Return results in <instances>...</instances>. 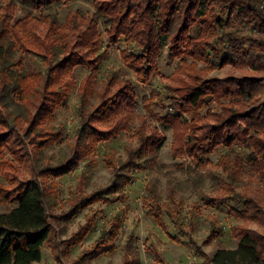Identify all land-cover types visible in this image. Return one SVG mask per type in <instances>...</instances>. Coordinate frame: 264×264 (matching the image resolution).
Instances as JSON below:
<instances>
[{"label": "trees", "instance_id": "1", "mask_svg": "<svg viewBox=\"0 0 264 264\" xmlns=\"http://www.w3.org/2000/svg\"><path fill=\"white\" fill-rule=\"evenodd\" d=\"M71 1L10 0L6 8L11 12L1 16L0 127L12 133H0V172L10 169L13 175H17L21 169H26L29 178L10 192L9 201L5 191H0V202L15 205L7 212H0V264H37L42 260V250L46 245L60 258L59 243L54 245L53 242L58 234H66L65 226L70 218L69 214L53 217L48 214L50 208L56 207L57 180L77 169L81 162L88 171H92L91 156L98 145L113 141L121 133L131 132L138 104L135 86L129 82H118L115 85L119 88L110 94L113 78V83H108L99 92L100 101L94 111L88 116L81 113L82 123L74 145H65L55 156L45 157L43 153L44 149L62 138L61 130L49 128L48 123L69 97L75 85L76 68L82 67L89 72L78 88L81 110L87 97L93 93L97 74L108 51L105 49L101 53L104 38L99 31L100 25L110 44L125 43L120 57L136 81L143 85L150 84L158 73V59L165 43H168L169 59L182 60L179 71H184L189 65L186 60H191L193 68L196 62H201L217 68L229 65L251 72L248 76L225 79L201 80L194 76L189 83L182 81L178 97H161L159 91H152L150 97L142 99L146 112L150 114L158 100L169 104L164 107V114L155 118L171 129L172 156L192 159L194 165L184 167L181 164L174 170H166L159 163L166 136L156 127L148 125L146 117L140 116V125L132 133V138L137 139L136 146L125 149V159L115 160L107 154V164L114 170L107 184L89 195L81 192L79 201L72 203L71 211L97 202L124 201L125 188L138 171L156 173L165 178L169 202L174 208L161 206L162 182L154 176L148 179L142 192L149 215L161 228H164L162 215H166L190 247L195 249L194 240L179 219L175 197L192 194L204 187L202 170L209 162L203 163V159L219 147L229 150L217 163L222 173L212 174L213 186L220 187L221 193L228 198L241 197L236 192L243 185L240 174L245 170L241 149L249 152L245 155L248 175L264 179V0H220L225 4V21L216 18L213 13L208 14L213 0H92L91 14L76 10L68 13L60 23L58 10ZM16 2L24 17L9 25ZM242 30L249 34L243 35ZM23 49L47 57V75L40 105L27 130L21 133L18 126L20 121L27 120L28 109L23 108L20 102L31 89L28 82L36 80L32 75L27 76L15 60L18 51ZM211 102L216 103L218 111L209 108ZM203 109L206 113L201 116ZM198 122L201 124L197 125ZM97 125L104 129H99ZM239 125L243 126L241 131ZM15 145L19 151L12 147ZM177 172H182L185 179H176L174 175ZM6 180L4 176L0 183ZM83 183L82 176L80 191ZM241 201L242 209L235 212L237 218L254 221L264 214L256 198L247 197ZM51 222H56L59 231ZM94 224L95 217L89 218L73 236L74 241L69 247L79 244L93 230ZM122 225L121 217L114 216L109 228L102 231L76 264H84L113 251ZM261 244L257 235L244 231L239 235L235 249H220L206 260L208 264H264ZM132 246L133 238L130 237L125 250L129 251ZM130 253L138 264V255ZM144 257L158 264L165 263L154 246L146 250ZM134 262L126 258L121 264Z\"/></svg>", "mask_w": 264, "mask_h": 264}, {"label": "rangeland", "instance_id": "2", "mask_svg": "<svg viewBox=\"0 0 264 264\" xmlns=\"http://www.w3.org/2000/svg\"><path fill=\"white\" fill-rule=\"evenodd\" d=\"M8 3L10 4V0H0V20L1 16L11 12L9 8H6ZM76 10L91 14L93 12L92 0H72L66 3L58 10L60 23H63L68 13ZM209 13H213L216 18L225 21V4L221 3L220 0H213L209 4ZM11 14L12 19L9 25L24 17V12L17 2ZM34 16L39 17L38 14H34ZM99 31L104 38L101 53L105 49H108V51L97 74L93 93L87 97L84 109L81 110L78 88L89 72L82 67L76 68L74 72L75 85L69 97L64 105L55 111L53 119L48 123L49 128H59L61 130L62 138L51 147L44 149V156H55L57 151L65 145H74L78 128L82 123L81 113L88 116L94 111V108L100 101L99 92L105 85L111 83L113 78L115 80L114 83L112 82L113 86L109 90L110 94L117 91L119 86L115 84L118 82H129L135 86L138 100L134 112L135 117L131 123L130 133H121L113 141L98 145L94 154L91 156L93 160L92 171H88L83 162H81L77 169L57 180L56 207L50 208L48 214L51 217L69 214L70 219L65 226L66 234H58L55 242H53L54 245L55 243H59V249L61 251L58 250V253H60V258H57L51 248L46 245L42 250V260L37 264H76L79 257L88 251L101 236L102 231H106L109 228L111 219L116 215L121 217L123 225L118 237L114 241L115 249L97 258L90 259L84 264H121L126 258L134 262L135 258L131 256V251L138 255V264H158L155 261L146 260L144 257V253L151 246L157 248L161 257L165 260L164 264H208L206 257L213 256L216 251L220 249H235L239 241V235L244 231H250L259 237L262 243L261 251L264 253V214L259 215L257 220L254 221L239 219L235 215L236 210L242 209L241 200L247 197L256 198L261 206V212H264V179H259L254 174H251V177L248 175L249 170L248 166H246L245 155L249 152L244 149H241V152L244 156L243 165L245 170L240 174V180L243 185L236 190L241 197L228 198L227 195L221 193L220 187L213 186L214 180L212 174L222 173V168L217 167V163L222 155L229 153V150L224 147H219L216 152L203 159V163L205 161L209 162L202 170L205 178L204 187L192 194H179L175 197L176 204L178 205L179 219L183 222L184 230L189 232L192 240H194L195 249L190 247L187 240L173 227L166 215H162L164 228L158 226L153 217L149 215V208L144 205L142 200V192L148 179L154 176L159 177L162 182L160 187V196L162 198L161 206L171 210L174 208L173 204L169 202L168 186L165 178L156 173H150L145 170L138 171L133 181L125 188L124 201L109 204L97 202L85 208H75V210L73 209L71 211L72 203L78 202L82 194L89 195L103 188L113 175L114 170L107 164V154H111L115 160L118 158L125 159V149L136 146L137 139L132 138V133L140 125V116L146 117L148 125L156 127L166 136L167 140L161 149L159 158V163L163 164L166 170H174L181 164L184 167L187 164L194 165V160L192 159L184 157L174 158L172 156L171 129L163 126L155 118L156 115L164 114V107L169 104H162L158 100L160 103L157 101L151 108V113L149 114L146 112L142 103L144 97H150L152 91H159L161 97H165V95L178 97L180 95L178 89L183 85L182 81L189 83L194 76H198L201 80H208L213 78H238L251 75L248 69H238L229 65L217 68L196 62V67L193 68L190 66L191 60H186L187 64H189L188 67L184 71H179L182 60L169 59L168 43H165L162 46L158 59V73L153 77L150 84L143 85L136 81L134 74L127 68L124 64L125 61L123 62L120 57V52L125 48V43L121 41L118 45L114 46L105 38L102 25L99 26ZM242 34L248 35L249 32L242 30ZM45 59H47L45 55H39L38 52H33L28 49L19 50L15 59L22 66L27 76L32 75L34 76L33 79H36L34 82H28L31 89H28L29 91L27 90V97L20 102L23 108L28 109L27 120L20 121L18 126L21 128V133L29 127L30 120L41 102L40 96L47 75ZM209 108L213 111H218L215 102H211ZM205 113L206 109H203L200 115L204 116ZM200 124L198 122L197 125ZM97 127L102 130L104 129V127H100L99 125ZM239 128L241 131L243 126L239 125ZM5 131H8L7 135L12 133V131L0 127V133ZM16 145L12 147L19 151V147ZM6 158L9 159V155H6ZM13 174L14 172L10 169H5L0 172V180H3L4 176L7 179L4 183H0V191H5V197H9L6 199L8 201L10 200V192L29 178L26 169H21L17 175ZM82 176L84 177V183L82 191H80L79 182ZM174 176L181 181L185 179V175L182 172H177ZM81 192L82 194L80 195ZM219 198L221 200H218ZM14 206L13 203L6 201L0 202V212H7ZM93 217H95L93 230L79 244L69 247V244H72L74 241L73 236L78 233L80 227L84 226L89 218ZM51 223L59 231L56 222ZM130 237L133 238V246L129 251H126L125 247ZM134 263L136 264V262Z\"/></svg>", "mask_w": 264, "mask_h": 264}]
</instances>
